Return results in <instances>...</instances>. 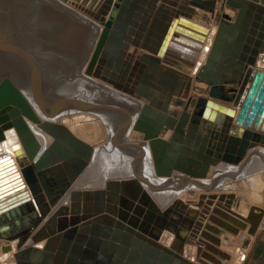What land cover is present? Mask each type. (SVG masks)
I'll return each mask as SVG.
<instances>
[{"label":"water","instance_id":"95a60500","mask_svg":"<svg viewBox=\"0 0 264 264\" xmlns=\"http://www.w3.org/2000/svg\"><path fill=\"white\" fill-rule=\"evenodd\" d=\"M62 1L81 10L106 28L107 35L106 31L104 34L106 39L101 41L103 46L98 54L99 64L106 66L104 69L106 76L102 77L99 70L95 71L94 76L100 75L117 89L150 100L143 105L134 130L144 133L143 140L149 143L158 176L170 177L174 173H182L191 178H207L212 166L220 163L244 165L250 150L264 148V71L259 70V56L264 53V34L261 32L257 41L251 36L255 29L251 28L252 20L249 17L257 12L264 14L262 0H225L223 5L238 10L237 18L232 24L224 21L219 23L206 63L197 73V78L211 84L210 97L199 98L192 112L188 110L192 104L190 99L179 117H174L168 112L169 105L174 96L182 94L186 88L185 84L187 89H190L193 79L187 77L188 82L184 84V79L178 77L172 83L175 85L174 88L171 86L172 91L167 90L170 87L168 83H171L169 80L176 77V71L172 68L185 67L177 62L182 59L176 53L181 47L176 44L181 46L187 42L182 38H187L182 36L183 27L190 24L189 21L196 11L202 9L215 14L218 0H186L185 4L192 8L173 9L174 16L162 33L160 31L161 34L156 36L158 42L155 43L153 41L155 37L152 39V36L146 37L144 43H140L138 19L141 16H135V12L132 11L137 6L136 0H103L101 8H109L108 12H104L103 8L99 12H94L91 7L86 8L73 0ZM139 3L142 9L149 4V0H140ZM126 13L129 14L127 17ZM258 26L261 27L254 23L253 27ZM201 27L205 30V27ZM150 34L154 35V31ZM255 41V47L248 45V42L254 44ZM131 46L135 49L141 47L149 54L161 58L164 64L172 68L164 71L160 64L145 55L141 63H136L147 69L143 72L139 70V75H134L135 79L131 80L134 86L132 87L130 83L128 86L125 84L124 74L129 72L131 67L127 65L125 70L124 61L129 57ZM199 47L196 45L194 48ZM185 62L191 63L189 60ZM228 84H237V92H228L226 90ZM227 102H232L233 107H239V112L236 113L234 108L226 105ZM70 103L72 102L66 101L60 105L57 103L53 113H59ZM72 106L77 104L74 103ZM80 107L83 110L91 109L82 104ZM157 117L160 121L154 124L152 120H156ZM129 123L130 121L125 124L124 129L129 127ZM7 129H15L29 164L20 172L9 154L0 156V240L17 242L16 248L19 250L15 256L17 264H33L29 257L36 256L38 259L40 256L38 249H20L24 248L34 230L84 172L92 158L93 149L66 126L42 121L30 100L10 77H5L0 82V142L5 139L4 131ZM169 130L174 131V134L167 140L164 135ZM73 193L75 198H81L78 192ZM94 196L97 199L96 207L87 205L85 213L95 214L103 211L99 206V199H104L103 193L97 192ZM149 204L155 212L158 211L161 219L170 216V210L161 212L151 200ZM178 205V202L173 204V208H177ZM177 211L181 209L178 208ZM57 215L59 216L50 221L53 227L51 236L53 237L57 230L59 232L68 230L67 238L76 237L75 230L67 229V219L60 218L62 217L60 212ZM167 227L170 228L172 225ZM91 231L89 235L78 236L80 241L73 245L70 256L65 259L66 264H84L76 259L83 253L85 255L92 253L82 246L88 237H91V240L88 239L90 245L96 248L108 243L109 240L104 239L109 237L108 235L111 239L122 236L124 242L135 244L132 235L99 223H93ZM221 232L219 230L218 234ZM206 237L210 239L208 235ZM42 238L44 235L41 233L32 237L34 242H39ZM211 238L217 241V238L212 236ZM57 242V237L52 238L48 245L53 246ZM112 242L114 240H111L110 246L114 250H119V246ZM143 245L145 246L144 243ZM139 248L143 252L140 255L141 264H194L170 251L157 249L156 246L147 244ZM10 250H12L10 244L2 247L3 252ZM120 250L132 262L138 257L134 251L129 252L121 248ZM203 256L209 262L202 260L200 261L202 264L217 263L210 254L204 252ZM102 260H105V257L101 256L100 261Z\"/></svg>","mask_w":264,"mask_h":264},{"label":"bare ground","instance_id":"6f19581e","mask_svg":"<svg viewBox=\"0 0 264 264\" xmlns=\"http://www.w3.org/2000/svg\"><path fill=\"white\" fill-rule=\"evenodd\" d=\"M73 1H77L79 5H84L86 8L91 7V9L94 12H99L100 10H102L103 7L101 8V3L104 2L103 0H73ZM139 1L140 0H136L137 6H135L132 9V11L135 12V16L136 15L141 16L140 19L138 20H142L143 14L149 15L150 11L153 8H155L154 4L158 0H149V4L147 6H143L142 9L140 7L141 4L139 3ZM164 1L166 3L169 2L168 4L174 5V7L172 6V9L176 8V10H178L179 8H182V9L189 10L192 8L191 6L185 4L186 0H164ZM177 1H181L182 4L181 5L178 4ZM224 3H225V0H224ZM145 7H148V8L146 9ZM216 7H217V4H216ZM103 10L104 12H108L109 8L105 7L103 8ZM89 20L91 22L94 21L99 27H101L100 37L98 36V38L100 39L99 49L101 50L103 46L102 45L103 42H101L102 41L101 36L104 35L103 33H105L104 31H106V29L101 24L96 22L94 19L89 18L88 22ZM189 23L190 24H187L186 26L183 27L184 32L182 33V36L184 35L188 38L187 39V38L182 37L187 42L186 43L184 42L185 45H181V46L176 44V46L181 47V48H178L179 50H176V53L180 57V59H182L177 62L179 64L184 65L185 66L184 69H181V68L174 69L170 65L163 64L164 62L161 58H158L154 55L151 56L150 54H147V55L143 54V56L145 55L150 56L153 61L160 64L162 67L164 65L166 67V68L163 67L164 71L167 70V68L168 69L172 68V70L176 71V77H173L169 80L171 81V85L168 84V86H170L169 87L170 89L169 88L167 89L168 92L172 91L171 89L172 83H174L178 77L186 80L187 77L192 78V71L193 72L196 71V74L199 72V70H194L192 67L197 65L198 63L197 58L201 57L202 52H204L203 56L206 55L207 53L209 55L213 42L216 37V32L218 31V26H219V25L216 26L217 30L213 29L211 26L207 25L205 22L196 20L193 17L189 21ZM232 23H228V24H232ZM201 26L205 27V30H203ZM106 35H107V31H106ZM191 42L193 44H191ZM195 44L199 45L200 47L194 48L196 46ZM132 47L133 46H131L129 49V57L126 59L127 61H124L125 62L124 69L126 70L127 65H128L131 67V70L129 72H125L124 77H126L125 84L129 86V83H130V85H132L133 87L134 85L131 83V80L135 79L134 75L135 76L139 75V70L143 72L147 68H145L142 65L139 66L138 63H136V62H140L143 56L141 57V54L138 55L139 54L138 49H135L133 52H131ZM99 49H97L96 51L97 64L95 65V68L93 69H94V73L96 70H99V73L102 74V77H105L106 75H104V69L106 68V66L105 65L101 66L98 62L99 60L98 54L100 52ZM91 53L92 52H90V54ZM208 55L206 56V60H207ZM153 56L155 57L156 60L153 59ZM6 60L7 59L5 58V61ZM185 60L186 61L189 60L191 61V63L187 64ZM131 62H133L134 64H132ZM10 63H11L9 67L10 77H12V79L16 82L14 83L18 85V88L30 100L31 99L30 94L32 91L30 90L31 88L29 87L30 86L29 81L27 80V78H24V75L20 74L18 67L14 65L15 62L13 59L12 61H10ZM259 64H260L259 70L264 71V54L263 55L260 54ZM2 67L4 68V66ZM87 69L88 71H90V66L89 67L87 66ZM87 69L85 68L83 69L82 67L81 69H79L81 72L85 74L83 75L79 74L80 76L78 75V77L75 79L76 82L73 86V89L69 88V91H64L62 94L58 90L53 89L51 90V94L49 95L48 99L53 100V101H59V103L66 102V101H71L73 103L76 101L79 105H81V103L79 102L81 101L82 103H84L83 105H87L91 108L90 111L92 110L95 112L96 110H100V109L106 110V113L109 110H115V109H111L110 107H108L109 105L105 106V105L95 104L93 100L94 99L96 100V98L93 97L94 94L93 92H91L92 89L90 91L89 90L90 88L89 89L85 88L84 84L86 81L82 80L83 77H85L84 79H87V80L90 78L88 76L89 72L87 71ZM111 70L113 71V69ZM8 71L9 70H4L0 72V76L8 75ZM150 74L152 75V71H150ZM86 77H89V78H86ZM44 78H45V82L50 83V78L49 76L46 75V73L44 74ZM97 78L103 80L100 75ZM78 79L81 81V83ZM77 81H79V83H77ZM185 82H187V80ZM76 84H80L81 86H84L82 88L83 92L79 95L76 94V91H77L76 89L78 88L80 90L81 86L76 85ZM110 85H113V84H110ZM121 91L124 93H127L123 90ZM74 94L77 96L74 97ZM127 94L133 96L130 93H127ZM79 96L82 98L80 99ZM70 98H73L74 100H71ZM113 100H114L113 102L116 104H119V105L123 104L125 105L124 107H129L130 112L131 110L133 112V110L136 109V106L133 105V99L129 100L127 98L125 99V97L124 98L121 97L120 100L118 99L117 100L113 99ZM30 102L32 103L36 111L38 112L42 121H49L52 123H58V124H62L66 126L77 137H79L80 139L90 144L93 149L92 158L89 161L88 166L86 167L84 172L79 176V178L74 183V185L71 186L70 190L67 191V193L61 197L56 207H54L52 211L50 212V214H48V216L44 218L40 226H38L36 230H34L33 234H31L30 239L27 241V244L24 246V248L22 247V249H20V250H24L27 248H30L32 250L38 249L40 253V256L38 259H36V256L29 257L33 264H47V263L48 264H66L65 259H67L70 256L73 245L77 244L78 241H80V237L78 236L82 234L89 235V233L92 232L91 230H92L93 223H99L101 225L109 226L113 230L117 229L121 233L132 235V237L134 238L135 244H133L134 242L131 244L124 242L125 240L122 236L111 239L110 235H108L109 237H106L108 239L106 238L104 239L107 241L109 240L110 242L111 240H114V242L112 243H115L117 246H119V250H114L110 246L109 241L106 245H101L96 248L95 246L93 247L90 245V242L88 239L91 240V237H88L87 241L83 243L82 246L84 247L85 250L91 251L92 253L89 252L90 255L88 253L86 255L83 253L82 255L77 256V259H76L78 262H81L84 264H141L140 255H142L143 252L141 251L139 247L140 246L145 247L147 244L149 246H154V247L156 246V248L160 250H165L167 252L170 251L171 253L178 255L179 257L188 261L189 263H192L188 260V258H186V257H189L187 253L190 250H188V248L185 246V243L187 241H191L190 237H193V236L195 237V235H197L198 237L197 241L195 242L199 244L201 243L199 240V237H206V235L210 237L209 240L212 242L208 244L209 246L207 248V251L210 252L212 257L217 261L216 264H223L222 261L220 260L221 257L219 258L218 256V259H216L217 257L215 256V253H218V252L226 256V253L224 252L222 248H220V251L222 253L216 248V247L223 245V240H220L219 237L217 238V235H219L218 231L219 230L222 231L221 236L225 234H230V233L236 235V234L241 233L243 230H247L249 233L253 234V230H254L252 229L253 226L251 228H248L249 224H247V222L249 223L251 221L250 215H249L250 214L249 209L238 211L237 209L233 208L231 204L230 205L227 204V206L225 204L224 206H222L220 202H214L212 200H208V203H210V201L212 202L210 203V205H206L207 202L200 199L194 202L197 207L195 205L192 206L191 204L187 203L186 202L187 197L185 198L184 191L185 190L187 191L186 188L189 189L190 186L188 185L191 184L192 186L194 185L197 188H202L204 186L207 187V184H209L208 183L209 181L205 180V178H198L197 180H195V178H191L189 176L187 177L186 175L182 173H174V175L170 176L169 178L158 176L155 171L154 160L152 157L149 143L143 140L144 133L136 131V133H138L139 135H142V141H132L133 142L132 143L130 142L131 140L129 136V131H126L124 141L123 140L120 141V139L122 138V132H121V129L119 130L120 131L119 132L118 126H116V122L118 121H116V117H112V115H109V113H107V114H104L101 118L104 119L105 122L109 123L110 131H112L113 129V133H112L113 139H109L107 136L108 130L102 127L103 124L100 122V120L94 113H87L83 111L81 112L78 108L80 112L76 111L75 109H71L68 111H64L65 109H63L57 114H54L53 111H51V113L48 114V112L50 111L47 112L45 107H43L45 111V116H44L43 114L40 113L41 109L38 108L37 105H34L31 100ZM171 103L169 107L172 106ZM66 106L65 108L67 109ZM229 107H232V106H229ZM232 108L236 110V113L239 112V107H232ZM86 111H89V110H86ZM126 112H127V120L130 121V124L133 123V129H134L137 123V120L139 118L140 112L136 111L133 114H129L128 110ZM152 121H154V124H156L160 120L157 117L156 120H152ZM87 122H89V124H86ZM113 126L114 128H112ZM4 132H5V139L0 142V156L3 154H9L11 158H13L14 164L18 168V171L21 172L22 169L26 167L27 164H29L28 157L26 156L21 140L19 139L18 134L16 133L15 129H7ZM258 148L261 149L262 151L258 152ZM258 148L252 149V152L250 153L246 163L251 158H253L256 154L264 158V148H261V147H258ZM129 153L134 154V157L130 156ZM246 163L243 165V167L246 165ZM252 165L253 164H251L250 166ZM217 166L218 167H216L215 170L216 171L219 170L222 174L229 173L228 175H236V177L233 179L238 180V175H241V172L237 165L220 163ZM242 172H246V171L242 169ZM261 173H262V169L261 170L254 169V170H251L250 172H247L244 175L245 180H244L243 187L251 186L254 190H258V188L261 189L260 187L262 186L260 185H262V180L258 177L259 174ZM135 178H138V179H135ZM187 181H191V182L187 186H184V184H186ZM112 185L115 187L111 188L110 186ZM235 185L237 187V184H232L229 190H233L235 188L234 187ZM105 186L106 188H104ZM93 189H96V191ZM117 189L119 191L122 190L121 194L123 193L125 195L126 212H124L125 210L123 211L120 208L121 203L118 200L120 198V195H118ZM238 189H240L239 186H238ZM86 190H91V191H86ZM189 191H195V190L190 189ZM73 192H78L81 195V198H77V197L75 198L73 195L74 194ZM97 192L103 193L104 199L103 198L99 199L100 200L99 206L102 208L103 211L100 213H95V214L85 213L84 209L87 207V205L96 207L97 199H95L94 194H96ZM123 194L122 196H124ZM236 194L232 192V194L230 195L231 201L234 195ZM114 196L118 198L112 201ZM68 197L70 198L69 201L71 202V206L77 207L76 210L71 209V213L72 211L76 213L75 215L72 213L73 216L71 217H69V214H70L69 207L70 206H67V204H65V199ZM121 199L124 201V198H121ZM133 200L136 201L135 209L138 212L142 213V216H143L141 218L142 220L138 219L134 215V213L128 212V209H131V206L133 205V202H134ZM140 200H142L141 205L137 204V202H140ZM150 200L153 203H155L159 211L163 212V211L170 210L171 211L170 216L168 218L161 219L160 215L158 214V211L155 212V210L152 209V207L150 206L149 204ZM108 201L110 204H108ZM177 202L179 203V205L177 206V208H173L175 206V205L173 206V204ZM108 206L111 207V210L113 211L114 214H122V217L124 219L128 220L134 226L139 227L140 230H143L146 233L148 232V234L153 236L155 239H158L161 235H163L164 237H166L167 235L166 237L167 239L165 240V242H168L170 240L169 245L172 246V249L163 247L162 244H159L156 240L146 237L144 233L137 232L136 230L132 229L130 226H127L124 223L113 220V222H115L117 225L112 226L114 224L110 223L108 217H106L104 214V212H106V210L108 209ZM145 208H148V209L145 211ZM178 208L181 209V211H177ZM59 212L62 214L61 215L62 217L60 218H66L68 221L67 229L75 230L74 235H76L77 238L75 236L74 238H67L66 232L68 230H63L61 232L57 230L53 234L54 236L53 237L51 236L52 234L50 232L52 231L53 227L50 221L54 217H58L59 215L57 214ZM209 213H211L210 217L212 216L211 218L214 220V223H216V225L211 224L210 222L203 223V220L200 218V215L203 217L204 215H209ZM223 213L224 215L222 216ZM219 217H221V219ZM78 218H80V220ZM136 222L138 223V225ZM171 225L172 227L170 228L167 227ZM173 225H175V227ZM37 233L38 234L41 233L42 235H44V238L40 239L39 242H34L32 237L36 235ZM211 236L214 238H217V241L211 238ZM56 237L58 241L57 244L56 245L54 244L53 246L48 245V242L52 238L55 239ZM195 242L193 241V244ZM16 243H17L16 241L9 243L7 241L0 240V262H4L6 264H17L15 256L19 252V250L16 248ZM143 243L145 244V246L143 245ZM8 244L12 245V250L3 252L2 247L7 246ZM135 245L137 247L134 248ZM228 246L230 247V244ZM120 248L122 250L127 249L129 250V252L134 251L138 255L137 258H134L135 262L128 260L126 256L123 255V252L120 250ZM200 251H202V248H200ZM54 252H57V254H54ZM241 253L242 252L237 253L233 264H240V261H243V259L246 258L245 253H243V256H241ZM189 254L191 253L189 252ZM194 255L195 253L190 255V260L192 261L195 260ZM197 255L199 256V253H197ZM239 255H240V258H239ZM101 256L105 257V260L100 261ZM227 264H230V263H227Z\"/></svg>","mask_w":264,"mask_h":264},{"label":"rangeland","instance_id":"374dc122","mask_svg":"<svg viewBox=\"0 0 264 264\" xmlns=\"http://www.w3.org/2000/svg\"><path fill=\"white\" fill-rule=\"evenodd\" d=\"M219 1L221 3H219ZM177 2L180 5L182 4L181 1H177ZM168 3L169 2L166 3L164 0H158L157 2H155L154 5H155V8H158V7L159 9L162 8L160 10L165 12V11L171 10L172 5ZM223 4H224V0H218L215 14H212L202 9L197 10L198 11V12L196 11L197 19L202 22H205L207 25L211 26L213 29H216L217 28L216 26L219 25L218 20H221L227 23L235 22L236 20L234 19L235 15H234V12L232 11V9L234 8H232L229 5H223ZM145 8L147 9L148 7H145ZM152 10H155V9L153 8ZM89 18L91 17L87 16L84 12L72 6L71 4L67 2H63L62 0H0V63H1L0 72L4 70H9L8 75L0 76V82L5 77H10L9 67L11 64L10 61H12L13 59L15 62L14 65L18 67L20 74L24 75V78H27V80L29 81V85H30L29 87L31 88L30 90L32 91L30 94L31 96L30 100L33 102L34 105H37V107L41 109L40 113L45 116V111L43 107H45L47 112L50 111L48 112L49 114L51 113V111H55L57 103L61 104L59 103V101H53V100L48 99L49 95L51 94V90L53 89L58 90L62 94L64 91H69V88L73 89V86L76 82L75 79L78 77V75L85 74L81 72L79 69H81V67L83 69L84 68L87 69V66L88 67L90 66V71H88L87 69V71L89 72L88 76L90 78L86 77V78H89L87 80V79H84L85 77H83L82 79L83 81L84 80L86 81L84 86L85 88H88V89L90 88L89 89L90 91L92 89L91 92H93L94 94L93 97L96 98V100L94 99L93 101L95 102L96 105H105V106L109 105L108 107H110L111 109H115V110H109L107 111V113H109V115H112V117H116V121H118L116 122V126H118V131L121 129V132H122V138L120 139V141L122 140L124 141L126 131H129V136L131 140L130 142L142 141V135H139L133 129V123L132 124L129 123V127L127 129H124L125 124L129 121L127 120L126 111L128 110L129 114H133L136 111L140 112L143 105L145 103H149L150 100L145 99L144 97H141V96H137V95L131 96L127 93H124L121 90L116 89L113 85H110L109 83L101 79H98L97 77L93 75L94 73L93 68H95V65L97 64L96 51L97 49H99V46H100V39L98 38V36L100 37L101 27H99L93 20H92L93 22H91L90 20L88 22ZM138 21L140 22L139 23V26H140L141 20H138ZM104 38H105V35L101 36V40H103ZM134 50L135 48L133 49V51ZM90 52H92L91 53L92 56ZM140 54L142 57L143 54L147 55L149 53L141 52ZM203 54L204 52L201 53V57L197 58L198 59L197 65L192 67L194 70H200V68L205 64L206 56L208 55V53L204 56ZM5 58L7 59L6 61H5ZM131 63L134 64L133 62ZM2 66H4V68ZM163 67L166 68L164 65ZM45 73L47 76H49L50 83L45 82V78H44ZM10 78L12 79V77ZM153 79L156 80L155 77ZM192 79H193V82L191 84L190 89H187V86L185 84L188 82V79H186L187 82H185L186 80L184 79V82H185L184 84L186 88L185 89L182 88V90L184 89L182 94H179V96H174V98L172 99V103H171L172 106L169 107L168 109V112L172 116L179 117L180 114H182V112L185 110V107L187 106L190 99H192V104L189 108V111L192 112L194 108V104L195 102H197L199 98L201 97L209 98L210 97L209 93L211 92V89H212L211 84L200 78H197L196 71L195 72L192 71ZM79 81H77V83H79ZM168 84L171 85V83H168ZM76 85H80V84H76ZM84 86H81L80 90L78 88L76 89L77 95L83 92L82 88ZM172 86H174V84H172ZM237 88H238L237 84L226 85V90L230 93H234V92L236 93ZM77 95L74 94V97ZM121 97L123 98L125 97V99L127 98L129 100L133 99V105L136 106V109H134L135 111L133 110L132 112L131 110L132 112L131 113L129 107H124L125 105L123 104L119 105L113 102L114 101L113 99L120 100ZM79 98L81 99L82 97L79 96ZM70 99L74 100L73 98H70ZM79 102L82 105L84 104L81 101ZM74 103H76L77 106H72ZM226 105L233 107L232 102H227ZM79 106L80 105L75 101L73 103H70V105H67L66 106L67 109L64 108L65 109L64 111L75 109L78 112L83 111L87 113H94L98 117L100 122L103 124L102 127L108 130V133H107L108 138L113 139V135H112L113 129L112 131H110L109 123L105 122L104 119L101 118L104 114H107L106 110L100 109V110H96V112L92 110L86 111V110H82ZM78 108L80 111L78 110ZM86 124H89V122H87ZM112 128H114V126ZM173 134H174V131L169 130L168 133L164 135V138H166L167 140H170ZM259 151H262V150L258 148V152ZM251 152L252 150L249 151V154ZM129 155L134 157V154L132 153H129ZM251 164L253 165L250 166ZM237 166L241 172V175L243 174L242 176L238 175V180L233 179L236 177V175H228L229 173L222 174L219 170L217 171L215 170V168L218 166H212L209 175L207 176V178H205V180L209 181L208 182L209 184H207V187L204 186L202 188H197L194 185L193 186L191 184L188 185L191 181H187V183L184 184V186L188 185L190 187L189 189L186 188L187 191L186 190L184 191V196L185 198L187 197L186 202L191 204L192 206L193 205L196 206L194 202L201 199L207 202L206 205H210V203L214 201V202H220L222 206H224L225 204L226 206L227 204L229 205L231 204V206L237 209L238 211L249 209L251 210L249 214L250 220L251 219L252 220L251 221L249 220L250 222L249 223L247 222V224H249L248 228H250L251 226L254 225V221H253L254 215L252 211H255L254 209L260 208L258 204L264 201V158L256 154L253 158H251L246 163L244 167L242 164L237 165ZM242 169H244V171L246 172H242ZM254 169L256 170L262 169V173L259 174L258 176L262 180V185H260L262 187H260L261 189L258 188V190H254L251 186L243 187L244 180H245L244 175L247 172H250L251 170H254ZM135 179H138V178H135ZM197 179L198 178H195V180ZM232 184H237V187L235 185L234 186L235 188L233 190H229ZM238 186L240 189H238ZM104 188H106V186ZM190 189L191 190L194 189L195 191H189ZM93 190L96 191V189H93ZM86 191H91V190H86ZM121 191L119 190L117 191L118 195H120V198L118 200L121 203L120 208L124 211L126 209L125 207L126 201H125V195L122 193L124 195L122 196ZM232 192L235 194L237 193V194L234 195L231 201L230 195L232 194ZM116 198L118 197L114 196L112 201H114ZM121 198H124V201ZM69 199H70L69 197L65 199V204H67V206H70L69 207L70 208L69 217H71L73 216V214L74 215L76 214L73 211H72L73 213L72 214L71 209L76 210L77 207L71 206V202L69 201ZM208 200H212V201L208 203ZM136 201L133 202V205L131 206V209H128V212L134 213V215L138 219H141L143 217L142 213L138 212L135 209ZM141 201L142 200H140V202H137V204L141 205ZM108 204H110L109 201H108ZM147 209L148 208H145V211ZM124 212H126V210ZM104 214L106 217H108L110 223L114 224L112 226L117 225L115 222H113V220L124 223L127 226H130L132 229L136 230L137 232L144 233L146 237L156 240L159 244H162L163 247L172 249V246L169 245L170 240L168 242H165V240L167 239L166 238L167 235L166 237L161 235L158 239H155L153 236L148 234V232L146 233L145 231L140 230L139 227L134 226L128 220L124 219L122 217V214H114L110 206H108V209L106 210V212H104ZM210 214L211 213H209V215H204L203 217L200 215V218L203 220V223L210 222L211 224L216 225V223H214V220L211 218L212 216L210 217ZM223 215L224 213L222 214V216ZM219 218L221 219V217ZM248 234L249 232L247 230H243L241 233L236 234V235L230 233V234H225L221 236V233H219V235H217V238L219 237L220 240H223V245L216 247V248L219 251H220V248H222L224 252L226 253V256L218 252V253H215V256L217 257L216 259H218V256H219V258L221 257L220 260L222 261L223 264H227V263L233 264L237 253L242 252L241 256H243V253H245V255L247 256ZM195 237L194 236L190 237L192 242L187 241L185 243V246L188 248V250H190L189 252L191 254L195 253L194 255L195 260L193 261L190 260L191 254H189V252L187 253L189 257H186V258H188V260L194 264H201L200 261L202 260L208 261V259H206L203 256L204 252L211 255V253L207 251V248H208V244L211 243L212 241H210L208 237H199V240L202 243V244L201 243L199 244L195 242L197 241V238H198L197 235H195ZM193 241L195 242L194 244H193ZM229 244H230V247L228 246ZM198 245L200 246V248H202V251H200V248ZM197 253H199V256L197 255ZM54 254H57V252H54ZM239 258H240V255H239ZM243 260H244L243 262L240 261V264H244L246 261V258Z\"/></svg>","mask_w":264,"mask_h":264},{"label":"crops","instance_id":"0c3cea01","mask_svg":"<svg viewBox=\"0 0 264 264\" xmlns=\"http://www.w3.org/2000/svg\"><path fill=\"white\" fill-rule=\"evenodd\" d=\"M219 3L221 2L219 1ZM262 4H264V0H262ZM154 9L155 10L150 11L149 15L143 14L142 16L143 19L141 20V25L138 27V33L141 36L140 43H144L145 38L148 36L150 37L152 36V39L153 37H155V40H153L155 43L156 36L161 34L164 28L169 25L170 20L175 14L173 13L174 11L172 7L169 12L168 11L163 12L159 9V7L154 8ZM232 11L234 12V15H235L234 19H236L238 15V10L232 9ZM128 15L126 13V17ZM249 17H251V20H252L251 28L255 29V32L251 33V36H253V38L257 41L259 40V37H260L259 34L261 32H263L262 34H264V14L262 13L259 14L257 12L254 15L249 16ZM194 18L198 20L196 17V13L194 14ZM218 21L220 22L221 20H218ZM254 23L259 24L261 27L259 26L253 27ZM151 31H154V35L150 34ZM256 41L254 44L252 42L250 43L248 42V45H251V47H255ZM156 42H158V40ZM136 49H139L138 55H140L141 52L148 53L141 47L136 48ZM131 50L133 51V47L131 48ZM263 54L264 53H262V55ZM153 59L156 60L154 56H153ZM258 205L260 208L254 209L256 212L252 211L254 215V219H253L254 225L253 227L251 225L250 226L254 230H253V234H250V233L248 234L247 256H246V261L244 264H264V201L260 202Z\"/></svg>","mask_w":264,"mask_h":264}]
</instances>
